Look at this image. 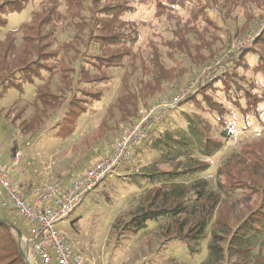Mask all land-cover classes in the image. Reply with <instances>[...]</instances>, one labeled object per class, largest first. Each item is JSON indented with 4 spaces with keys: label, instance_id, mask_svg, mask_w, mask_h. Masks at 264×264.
Returning <instances> with one entry per match:
<instances>
[{
    "label": "trees",
    "instance_id": "obj_1",
    "mask_svg": "<svg viewBox=\"0 0 264 264\" xmlns=\"http://www.w3.org/2000/svg\"><path fill=\"white\" fill-rule=\"evenodd\" d=\"M29 1L0 0V27L7 25V14L23 11ZM63 2L64 12L59 0H48L33 12L28 21L4 34L0 40V93L12 87L23 92L26 83L36 86L34 101L26 104V107L31 105L34 108V114L23 121V132L32 142L47 126L45 119L49 110L66 103L63 109L68 110V117L77 108L81 112L75 114H85L93 102L102 100L103 90L95 84L110 81L114 77L111 71L124 66L121 93L115 103L108 106V117L98 128L103 129L98 136L104 134L105 144H110L112 148L134 123L141 120L144 111L158 105L161 97L177 94L187 74L191 75L189 80L201 77L196 89L180 103L202 95V109L213 115L214 123H207L201 115L186 113L182 118V122L188 124L185 128L171 114L172 108H167L143 125L141 141L130 160L123 164H129L137 153L139 163L144 154L159 153L154 158L158 163L174 167V170L162 172L155 170L153 164L143 168L153 182L162 181L168 187L149 192V203L141 204L137 216L132 219L136 230L146 228L152 220L170 219L160 229L164 237L180 239L189 245L198 244L205 237L224 197L222 191L212 188L207 179L185 180L209 168L208 162L192 158L193 152L211 157L219 151L222 142L215 139L212 132L217 128L220 137L230 138L235 130L250 126L252 118L263 122L264 93L258 92L257 83L255 87L243 85L239 70L243 68L246 77L250 71L255 77L264 79V29L255 40L262 48L252 45L235 49L233 46L238 40L245 39L244 35L260 19V14H252L251 10L253 7L264 10V0H155L156 18L165 15L166 10L171 14V37L166 40L163 36L160 44L148 37L144 40L145 48L140 46V22L131 17L137 11L136 4L140 0ZM247 2L251 3L250 7ZM59 23L65 24L68 40L55 47L54 34ZM252 31L257 33L256 28ZM224 32L227 41L223 38ZM217 57L222 59L221 65L214 75L206 78L204 67ZM53 59L60 66L46 64ZM43 71L49 72L50 80L41 84L36 79L44 77ZM57 73L62 84L56 83L53 87ZM218 82H222L227 96L224 103L209 94L217 88ZM74 83L80 84L78 90L92 99L78 98L77 103L68 101ZM39 111L46 113V117L38 119ZM180 167L183 170L179 171ZM218 175L224 187L249 190L261 196V203L255 210L249 211L242 224L235 229L231 241L229 239L231 243L240 242L239 247L229 242L226 249L222 243L227 237V230L214 228L209 257L202 264H221L230 250L248 251L249 246H240L250 243V237H256L264 230V132L229 155L219 168ZM2 218L9 221L7 217ZM0 264H28L13 228L2 221Z\"/></svg>",
    "mask_w": 264,
    "mask_h": 264
},
{
    "label": "rangeland",
    "instance_id": "obj_2",
    "mask_svg": "<svg viewBox=\"0 0 264 264\" xmlns=\"http://www.w3.org/2000/svg\"><path fill=\"white\" fill-rule=\"evenodd\" d=\"M46 1L48 0H30L23 11L7 14V25L0 27V40L7 31L16 30L21 23L28 21L33 12L40 9ZM59 1L61 10L64 12V2L63 0ZM247 3L250 7L251 3ZM136 6L137 11L132 13L131 17L140 22L139 26L142 32L140 46L142 48H145L146 42L144 40L148 37H151L150 39L156 44L162 41L163 36L166 40L171 37L169 31L172 25L169 20L171 14L167 10L165 15L156 18L155 0H140ZM251 13L260 14L258 17L260 19L253 27L256 28L257 31L255 32L257 33L254 34L252 28L244 35L245 39L249 38L245 47L249 48L253 45L260 49L262 48L261 45L256 44L255 40L264 29V10H257V7L256 9L253 7ZM240 14H242V11ZM220 24L222 25V22ZM64 27L65 24H58L57 31L54 34L55 47H59L68 40V33H65L67 31H64ZM249 34L250 37H247ZM223 38L227 41L225 32ZM125 63L124 61L123 64ZM46 64L51 67L60 66L54 59ZM56 69L58 70V68ZM239 71L241 74L240 81L243 85L255 87L257 83L258 92L260 94L264 93V79L262 77H255L250 71L247 72L248 77H246L243 68ZM123 72L124 66L117 67L111 71L114 75L113 79L95 84L103 90L102 100L93 102L83 115L75 114L81 112L77 108L76 111H71L72 114L68 117V110L63 109L66 103L61 105L62 108L60 106L49 110L48 117H46V113L39 111L37 113L38 119L46 117L45 125L47 126H44L45 129L32 142L27 139L26 136L28 135L23 132V125L25 124L23 121L24 119L29 120L34 114V108L31 105L26 107V104L34 101L36 86L26 83L23 85V92L12 87L7 92L0 93V163L10 168L13 167L12 180L25 195L27 191L24 186L20 185V179H25L28 183H35V189L37 184L47 177L51 180H57L59 174L68 173L69 175L71 173L75 174V178L77 173L85 171L92 162L111 151V145L105 144L104 134L98 136L103 130L98 128L99 124L103 123L105 118L108 117V106L115 103L121 93V76ZM43 73L44 77L42 79H36L38 83L42 84L50 80L49 72L43 71ZM91 76L94 77L95 75ZM190 76L186 75L182 87L191 81L189 80ZM55 77L53 87H56V83H61L58 73ZM79 86L80 84L74 83L71 89L73 91L68 95V101L77 103L78 98L88 101L92 99L91 96L84 94V91L80 92L78 90ZM216 86L217 88L209 91V94L218 102L224 103L227 100L224 86L222 82L216 83ZM174 94L160 97L162 100ZM203 105L204 99L202 95H199L197 99L183 104L180 103L170 110H172L171 114L177 119V123L185 128L188 127V124L182 122V118L186 113L192 116L201 115L202 118L207 120V123H214L213 115L208 110H203ZM158 106L159 104L144 111L141 120L138 121L144 124L148 123L149 118L155 116ZM148 116L149 118H147ZM262 116L264 122V114ZM263 122L252 118L250 126L235 130L230 138L220 137L218 135L220 130L217 128L212 132L216 136L214 138L220 139L222 142L219 151L211 157L202 156L197 151L193 152L192 158H197L195 160H200V162H208L209 168L189 178L186 177L185 180L207 179L212 188L222 191L224 197L216 216L207 229L205 237L198 244L189 245L180 239L164 237L160 233V229L169 223L170 219L152 220L147 223L146 228L140 231L136 230V226L132 224V219L137 216L138 207L141 204L149 203L147 197L149 192L168 187L165 182H153L147 175L148 171L143 168L153 164V168L159 172L174 170L171 164L158 163L154 159L159 153L144 154L140 163L137 153L129 164L121 166L116 173L103 179L96 189L87 194L82 203L61 224L60 228L64 231L73 250L84 252L89 258L90 264H202L209 257V243L214 228L227 230V237L222 245L228 249L230 238L235 233V229L242 224L250 210H255L260 205L261 196L245 189L224 187L221 185L222 179L218 175V170L229 155L238 152L244 143L259 137L264 132ZM37 124L38 122L35 126ZM79 166H81V169H78ZM180 168L179 171L183 170L182 167ZM44 169L47 172L46 178L41 176ZM70 180L68 179V182ZM222 213H224V217ZM3 216L7 217L11 223L22 231V246L24 251L27 252L28 244L24 241V238L29 237V222L14 208L11 206L3 207L0 202V217ZM14 232L17 235L15 230ZM231 245L239 247L240 242L236 240ZM247 246L250 249L245 252L230 250L221 264H264V230L256 237H250V243L242 244L240 247Z\"/></svg>",
    "mask_w": 264,
    "mask_h": 264
},
{
    "label": "built area",
    "instance_id": "obj_3",
    "mask_svg": "<svg viewBox=\"0 0 264 264\" xmlns=\"http://www.w3.org/2000/svg\"><path fill=\"white\" fill-rule=\"evenodd\" d=\"M248 41L249 38L240 39L233 47L241 49ZM221 60L217 57L213 63L204 67L206 78L214 75ZM200 80L201 77L197 76L177 94L162 99L155 115L177 106L196 89ZM143 125L142 122L132 125L114 143L109 153L92 162L70 182L64 178L51 180L47 177L37 184L33 192L26 195L12 180L13 167L0 163V202L3 207L14 208L29 222V237H25L24 241L28 244L26 254L30 264H90L84 252L73 250L60 226L87 194L130 160L133 150L144 135Z\"/></svg>",
    "mask_w": 264,
    "mask_h": 264
},
{
    "label": "crops",
    "instance_id": "obj_4",
    "mask_svg": "<svg viewBox=\"0 0 264 264\" xmlns=\"http://www.w3.org/2000/svg\"><path fill=\"white\" fill-rule=\"evenodd\" d=\"M47 172H46V170L44 169V172L41 174V176H45V178L47 177V174H46ZM59 173V172H58ZM40 174V173H39ZM79 174V173H78ZM77 174V175H78ZM49 175V174H48ZM74 175L75 174H73L72 175V177H74ZM76 175V176H77ZM59 176H62L63 178H65L67 181H68V178H71V176H69L68 175V173H66V174H59L58 175V177ZM69 176V177H68ZM21 181V183H20V185L21 186H24V189L27 191V193H31V192H33V190H34V185H35V183H33V182H31V183H28L27 182V180H25V179H20ZM19 182V181H18Z\"/></svg>",
    "mask_w": 264,
    "mask_h": 264
},
{
    "label": "water",
    "instance_id": "obj_5",
    "mask_svg": "<svg viewBox=\"0 0 264 264\" xmlns=\"http://www.w3.org/2000/svg\"><path fill=\"white\" fill-rule=\"evenodd\" d=\"M0 221L9 224V225H10V226L16 231V233H17V237H18V242H19V245H20L21 251H22V253H23V256H24L25 260L28 262V264H30L29 261H28L27 254H26V252L24 251L23 246H22V240H23V233H22V231H21L16 225H14L13 223L7 221L6 219H4V218H2V217H0Z\"/></svg>",
    "mask_w": 264,
    "mask_h": 264
}]
</instances>
